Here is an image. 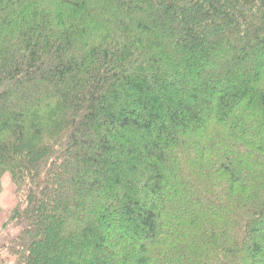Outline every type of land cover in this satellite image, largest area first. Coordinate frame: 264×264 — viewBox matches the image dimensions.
Returning a JSON list of instances; mask_svg holds the SVG:
<instances>
[{
  "label": "trees",
  "instance_id": "obj_1",
  "mask_svg": "<svg viewBox=\"0 0 264 264\" xmlns=\"http://www.w3.org/2000/svg\"><path fill=\"white\" fill-rule=\"evenodd\" d=\"M5 175L14 264H264V0H0Z\"/></svg>",
  "mask_w": 264,
  "mask_h": 264
},
{
  "label": "rangeland",
  "instance_id": "obj_2",
  "mask_svg": "<svg viewBox=\"0 0 264 264\" xmlns=\"http://www.w3.org/2000/svg\"><path fill=\"white\" fill-rule=\"evenodd\" d=\"M18 204V196L7 175L1 180L0 194V264H14V256L9 252L10 243L16 241L20 228L16 223H6ZM14 245V244H13Z\"/></svg>",
  "mask_w": 264,
  "mask_h": 264
}]
</instances>
